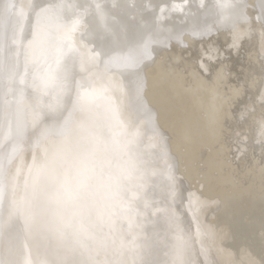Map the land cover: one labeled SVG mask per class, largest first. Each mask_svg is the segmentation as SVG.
<instances>
[{"label":"snow or ice","instance_id":"snow-or-ice-1","mask_svg":"<svg viewBox=\"0 0 264 264\" xmlns=\"http://www.w3.org/2000/svg\"><path fill=\"white\" fill-rule=\"evenodd\" d=\"M188 2L117 31L100 2L0 0V264H210L208 234L182 227L178 166L145 99L159 50L216 35L166 23ZM220 6L233 47L255 21L264 49V0Z\"/></svg>","mask_w":264,"mask_h":264},{"label":"bare ground","instance_id":"bare-ground-1","mask_svg":"<svg viewBox=\"0 0 264 264\" xmlns=\"http://www.w3.org/2000/svg\"><path fill=\"white\" fill-rule=\"evenodd\" d=\"M25 2V0H17ZM83 5L100 2L119 31L144 30L171 0H70ZM227 0H189L188 15L173 13L166 23L177 33L196 25L212 29L209 40L185 36L187 47L173 44L159 50L145 70V99L157 118L170 155L182 203V227L193 235L199 226L208 238L210 264H261L264 261V49L261 27L232 46L226 31L234 17L220 5ZM255 0H250L254 3ZM89 24L99 29L93 16ZM243 30L246 25L238 24ZM203 65V67H201ZM125 119L131 120L126 97H120ZM216 124L209 129L208 116ZM141 132L144 125L139 126ZM146 144L150 142L145 140ZM30 162V156L27 157ZM190 197L192 202L190 203ZM197 201L200 209L195 213ZM199 248V240L197 242ZM203 259V257H202Z\"/></svg>","mask_w":264,"mask_h":264}]
</instances>
